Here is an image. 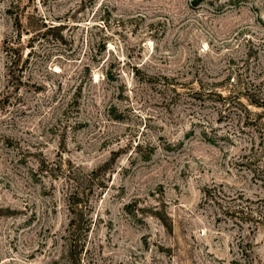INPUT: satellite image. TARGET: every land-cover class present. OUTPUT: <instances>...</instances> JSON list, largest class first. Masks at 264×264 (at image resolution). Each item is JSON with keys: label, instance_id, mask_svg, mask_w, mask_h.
Returning a JSON list of instances; mask_svg holds the SVG:
<instances>
[{"label": "rangeland", "instance_id": "rangeland-1", "mask_svg": "<svg viewBox=\"0 0 264 264\" xmlns=\"http://www.w3.org/2000/svg\"><path fill=\"white\" fill-rule=\"evenodd\" d=\"M0 264H264V0H0Z\"/></svg>", "mask_w": 264, "mask_h": 264}, {"label": "trees", "instance_id": "trees-1", "mask_svg": "<svg viewBox=\"0 0 264 264\" xmlns=\"http://www.w3.org/2000/svg\"><path fill=\"white\" fill-rule=\"evenodd\" d=\"M198 91V88L197 90ZM201 90L199 89V92ZM209 93V91H208ZM243 95V94H242ZM219 96V93H218ZM238 97V96H237ZM224 100V99H223ZM250 103L254 104L256 107H261L262 104L249 100ZM78 194L77 190L70 192L68 196V210H69V221H68V238H67V252L69 255H73L74 249L79 247L80 250L83 249L84 239L87 235L88 224L85 218V213L80 207V201L74 200V196Z\"/></svg>", "mask_w": 264, "mask_h": 264}]
</instances>
